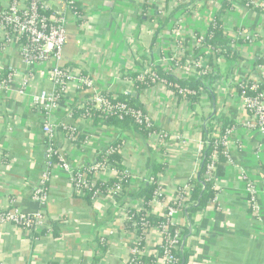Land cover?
<instances>
[{
    "label": "crops",
    "instance_id": "obj_1",
    "mask_svg": "<svg viewBox=\"0 0 264 264\" xmlns=\"http://www.w3.org/2000/svg\"><path fill=\"white\" fill-rule=\"evenodd\" d=\"M77 1L85 10L87 21L82 25L83 33H79L77 19L66 11L69 39L62 60L85 70L99 89L115 87L116 76L126 62L125 49L132 48L130 41L136 43L138 48L133 49L140 54L152 40L151 22L139 19L143 0ZM49 3L64 9L61 0H49ZM244 14L245 25L258 37L252 43L241 45L245 64L235 74L238 78L249 76L257 80L264 75V65L258 64V56L264 53V13L246 11ZM7 68L30 75L31 79L22 92L17 90L20 87L16 78V89L8 95L0 94V151L3 153L0 210L8 209L14 201L29 215L41 212L44 218L38 232L41 229L49 232L34 236L21 227L0 222V264H93L95 257L102 255L98 264H128L132 258L133 236L125 225L124 207H119L111 195L90 205L75 193L70 178L54 168L45 204L40 206L34 200L33 192L45 171L47 147L41 116L33 109V99L43 92L52 95L54 85L50 66L27 67L15 46L0 52V72ZM220 70L227 72L228 63L220 65ZM79 95L73 85L69 86L53 113L56 122L76 129L78 136L86 139L85 142L77 137V143L71 142L66 139L64 129L55 131L54 139L59 141L61 151L73 168L93 163L97 153L115 138V130L101 129L72 115ZM219 100L224 102L223 116L242 126L230 142L232 161L223 164V175L216 182L220 189L217 205L209 204L195 217V227L204 226L197 236L188 240L192 252L188 264H264V135L244 126L246 112L239 98L225 96ZM142 102L159 125L183 137V144L178 143L170 148L167 157L163 156L165 167L159 178L165 197L172 200L179 187L196 177L200 132L191 122L182 121L183 110L178 105L175 110L162 114L155 98L142 95ZM127 141L131 146L121 155L123 166L132 175L129 190L135 191L147 174L150 152L137 137H127ZM248 181L259 191L255 211L250 208ZM131 207L140 210L143 202L135 200ZM154 212L161 215L162 209L154 205ZM54 221H58V236L51 231ZM172 222L185 226L188 219L184 212H178ZM99 238L108 243L104 254ZM161 241L159 231L148 232L146 253L154 255Z\"/></svg>",
    "mask_w": 264,
    "mask_h": 264
},
{
    "label": "built area",
    "instance_id": "obj_2",
    "mask_svg": "<svg viewBox=\"0 0 264 264\" xmlns=\"http://www.w3.org/2000/svg\"><path fill=\"white\" fill-rule=\"evenodd\" d=\"M61 1L64 9L57 8L56 13L50 20H47L45 17L40 16V10L53 7L50 5L49 0H32L29 3L27 0H7L2 3L4 11L0 19V52H5L10 47L15 46L20 54L21 61L27 67H36L38 65L50 66L51 80L54 85L53 94L48 95L46 92H43L33 99V109L38 111L41 116L42 133L45 136V140H52L55 131L62 128L67 135L66 139L77 143L79 133L76 129L65 127L62 122H56L53 115L62 102L60 99H64L68 87L73 85L78 91L81 90L91 94L89 99L82 101H87V104L96 111L108 115H130L138 124L145 125L149 129L153 128L148 137L149 142L156 149L165 147L164 155L167 157L170 148L176 147L178 143L183 144L181 134L178 132H168L149 113L133 110L129 106V101H117L120 94H132L136 91L138 83L147 84L148 80L155 86L144 91L142 95L155 98L158 109L162 114L175 110L178 105L183 110L182 121L191 122L200 132L196 156L198 169L202 162L204 149L209 146L210 141L215 143L216 150L211 155L206 174V179L213 180L215 185L219 179L215 174L220 156L217 148L220 145L223 146L222 154L227 159V162H231L230 142L233 141L236 130L242 126L239 125L238 128L233 127L224 130V102H220L219 99L221 97L224 99L225 96L239 98L246 112L247 121L244 123V126L250 130H257L264 135V75L257 80H253L249 76L247 78H238L237 74H235V71L241 69L245 64V58L240 50L241 45L252 43L258 37L254 30L245 25L244 18H239L238 16L246 11L264 13V0L231 1V4L237 8L235 11L226 10L222 23L226 38L231 40L232 44L236 43V49L239 52L238 61L231 73L232 79L228 82H226L228 71L222 73L220 82L216 86L218 94L215 108L212 107L207 93L203 89H200V101L194 107L195 109L190 107V103L187 100L179 102L178 96L181 95L185 99L188 96L194 95V91L187 87L179 88L176 94L166 87L155 71L161 69L163 72L175 75L179 79H188L189 77L200 78L216 70L218 67L220 68V65L227 63L224 56L220 55L217 57V50L208 45L206 41L209 36V28L214 22L215 15L220 10L223 0H211V3H208L209 5L202 4V7L199 8H197L198 5L196 4V8L189 14L186 13L185 9L179 7L180 4L186 3L187 0H147L149 8L144 13L142 5L139 14L140 16L145 14L144 18L152 24L150 33L152 34L151 43L140 54H137V50L135 51L133 47L138 48V46L131 40L130 45L132 48L128 46L129 48L125 49L124 57L126 62L122 63L119 74L116 76L115 87H106L105 89H99L94 79L89 75L84 77L81 68L62 69V55L67 39L68 20L66 11L69 4L77 0ZM144 3L145 0H143L142 4ZM173 11L175 13L171 17L169 13ZM168 16H170L169 25H165L160 30L161 21L166 20ZM261 57L264 58V53ZM6 70L10 73L6 80L0 79V94L5 93L8 95L10 92H13L16 89V78V84L20 87L17 90L20 89L21 91H19L22 92L31 76L22 75L9 68ZM104 91L113 92V96L107 98L103 93ZM212 112H216V117L210 125L206 118ZM80 118L85 122L97 125L92 118H88L85 115L80 116ZM98 127L100 126L98 125ZM100 128L104 129L103 127ZM204 130L209 131L208 141L203 138ZM129 146L131 145L128 143L127 138H125L118 149L107 151L101 161H98L96 158L93 163L87 164L89 166L86 172L93 175V180L91 181H89L88 173L86 172L83 174L74 173V168L64 156L63 151L59 150L60 163L54 165V168L63 171L70 178L75 193L83 196L86 190H92L96 180L107 182L119 177L118 171L109 162V157L116 152L121 155ZM46 147L47 156L51 158L54 152L51 147L47 145ZM2 155L3 153L0 151V158ZM127 170L130 172L129 169ZM51 175V173L44 171L39 184L33 192V198L40 206H43L47 200L48 192L46 184L49 183ZM182 187L183 191L178 193L177 189L176 198L172 200L165 197L161 186L155 194L154 204L162 209L160 216L168 217L169 223L172 225H175L172 222V218L176 213L183 212V209L186 207V201L189 200L191 193V187L188 183ZM246 190L249 195L250 206L255 211L257 210L259 191L256 185L250 181L247 182ZM123 192L124 187L121 184L108 189L106 193L97 190L94 193L92 202L101 201L106 196L111 195L117 203ZM160 198H163V200H159ZM170 201H174L176 207L171 206L169 204ZM10 205L11 207L8 209L0 210L1 223L21 227L30 233L42 226L44 217L41 212L29 215L18 208L14 201H11ZM124 209V220L126 224L130 225L128 231L133 236L134 241L132 258L128 263L130 264L135 261L136 257H140L146 253V248L144 250L140 247V237L136 234V223L132 222L128 216V207L126 206ZM154 230L162 234V241L157 246L155 254L150 255L154 258L152 264H176L175 253L180 249V232L177 231L175 235H170L167 225H164L160 230ZM150 231L153 230H149L148 232ZM159 246H162V248L159 249Z\"/></svg>",
    "mask_w": 264,
    "mask_h": 264
},
{
    "label": "trees",
    "instance_id": "obj_3",
    "mask_svg": "<svg viewBox=\"0 0 264 264\" xmlns=\"http://www.w3.org/2000/svg\"><path fill=\"white\" fill-rule=\"evenodd\" d=\"M32 0H27L29 3ZM198 0H187L186 3L180 4L179 7L185 9L186 13H191L192 10L196 8ZM206 3L207 0H201ZM232 0H223L220 10L217 12L214 18V22L211 24L209 28V36L207 37L206 41L208 45L212 48L217 50V57L224 56L228 63V74L226 75L228 82L231 78V73L238 61L239 52L236 49V43L232 44L233 42L226 38L222 18L225 14L226 10L235 11L237 7L231 4ZM245 3V2H243ZM149 8L147 4V0L143 4V10L145 11ZM4 11L2 0H0V19L2 12ZM57 8H44L40 10V16L45 17L47 20L56 13ZM67 12L71 13L77 19V28L79 33H83L82 25L87 21L86 19V12L83 9L80 2L75 1L67 7ZM175 11L170 12V16L174 15ZM145 14L139 16V19H143ZM167 17L166 20L161 21L160 30H162L165 25L169 23V18ZM151 19V18H150ZM152 20V19H151ZM49 23V21H47ZM67 39H69V28L67 24ZM66 39V44L68 40ZM232 44V45H231ZM262 55L258 56V64L264 65V58L261 57ZM257 62V61H256ZM78 65L74 63H64L62 60V69L66 70L68 68H76ZM158 77L165 83L166 87L170 90L175 92L176 94L179 91V88H190L194 91V95L188 96L184 99L183 96H179V102L181 101H188L190 103V107L195 109L196 104L198 105L200 101L199 91L203 89L210 99L212 103V107L215 108L217 104V90L216 86L220 82V78L222 77V72L218 67L216 70H213L209 74L200 77V78H193L189 77L188 79H179L175 75L167 74L163 72V70L158 69L155 71ZM8 70H4L0 72V79L6 80L8 77ZM82 75L87 77L88 74L85 70H82ZM229 77V78H228ZM155 85L148 80L147 84L138 83L136 91L132 94H120L117 101H129V106L133 110H141L143 112L148 113L144 103L142 102V94L144 91L148 90L149 88H153ZM80 95L77 103L72 107V115L77 118L79 116L85 115L88 118H92L97 125L103 127L104 129H112L115 130V138L110 141L101 151L98 152L97 160L101 161L104 157L105 153L110 149H118L121 146L122 142L127 137H137L142 140L148 147L150 152L149 158L147 160V174L145 178L139 183V186L135 191H130L131 187V175L130 172L127 170L126 167L123 166V158L119 153H114L109 157V162L113 165V167L118 171L119 177L116 179H111L107 182L103 180H96V183L92 190H86L82 198L86 200L87 203L92 205V199L94 196L95 191L99 190L102 193H106L108 189L114 188L116 185L121 184L124 187L123 195L118 199L117 205L119 207H128L127 214L131 218V221L136 223V234L140 237V247L145 250L146 248V235L149 230L154 229H162L164 225L168 226V233L170 235H175L177 231L180 232V249L178 252L175 253V258L177 260L176 264H188L190 262L192 252L188 245V240L192 236H197L202 227H195V217L196 215L203 211L209 204L217 205V195L219 194L220 189L215 185L213 180L206 179L207 174V167L210 163L211 155L215 152L216 147L215 143L210 141L209 146L206 147L203 151L202 162L198 169L196 178L190 182H188L189 186L191 187V193L189 195V200L186 201V207L183 209L184 214L188 219V224L185 226H176L169 223L168 217L160 216L154 213V198L156 191L160 188L159 185V178L164 170L165 162L163 160V156H165V147L154 148L149 142V135L153 131V128H147L145 125L138 124L130 115H118V114H105L100 111H96L95 109L91 108L90 105L87 104V100L91 96L90 93L83 92L79 90ZM107 98H111L113 96V92H103ZM62 101V98L60 99ZM112 101H114L112 99ZM216 112H212L206 120L208 123H211L215 120ZM224 130L231 129L233 127H239V123H236L233 120L228 118L223 119ZM155 129V128H154ZM209 131H203V138L208 141ZM81 138L82 141L86 139L82 136H77ZM214 141V140H213ZM45 144L48 147H51L54 154L50 158L47 156L46 158V165L45 171L52 173L54 169V165L60 163L59 159V152L61 148L59 146V141L57 139L52 140H45ZM218 151L220 152L219 156V163L217 164L216 168V176L221 177L223 175V164L227 162V159L222 154L223 146H218ZM60 150V151H59ZM6 156V155H5ZM5 158V157H4ZM6 160V159H4ZM50 163V165H49ZM89 165H84L81 168H74V173L76 174H83L87 171ZM88 173L89 181L93 180V175ZM49 183L46 184V189L48 192ZM183 191V187L178 188V193ZM76 195V194H75ZM77 196V195H76ZM135 200H141L143 202V207L140 210H136L131 207V204ZM159 200H163L160 198ZM169 204L173 207H176L174 201H170ZM251 210L252 206H250ZM58 221H54L52 224V233L58 236L59 228L57 226ZM126 228L130 229V225L126 224ZM49 231L48 229H41L39 232L38 230H33L34 236L44 235L47 234ZM102 241V242H101ZM99 243L102 246V253L104 254L107 250L108 243L106 239L99 238ZM159 249L162 246L158 247ZM103 256V255H102ZM102 256H96L93 264H98L99 260ZM154 262L153 256L144 253L140 257H136L135 261L130 264H152Z\"/></svg>",
    "mask_w": 264,
    "mask_h": 264
},
{
    "label": "rangeland",
    "instance_id": "obj_4",
    "mask_svg": "<svg viewBox=\"0 0 264 264\" xmlns=\"http://www.w3.org/2000/svg\"><path fill=\"white\" fill-rule=\"evenodd\" d=\"M208 3H211V0H208L206 4H205L203 1L198 0V2H197V5H198L197 8L202 7V4H203V5H207ZM208 5H209V4H208ZM238 17H239V18H242V17L245 18V14H244V13H243V14L241 13ZM168 25H169V24H168Z\"/></svg>",
    "mask_w": 264,
    "mask_h": 264
}]
</instances>
